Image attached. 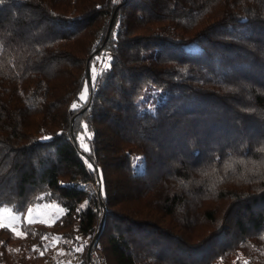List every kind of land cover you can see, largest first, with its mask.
<instances>
[{"label": "trees", "instance_id": "obj_1", "mask_svg": "<svg viewBox=\"0 0 264 264\" xmlns=\"http://www.w3.org/2000/svg\"><path fill=\"white\" fill-rule=\"evenodd\" d=\"M262 161L264 0L0 4V264H264Z\"/></svg>", "mask_w": 264, "mask_h": 264}, {"label": "rangeland", "instance_id": "obj_2", "mask_svg": "<svg viewBox=\"0 0 264 264\" xmlns=\"http://www.w3.org/2000/svg\"><path fill=\"white\" fill-rule=\"evenodd\" d=\"M161 90L155 88L154 91L150 92V95L147 97L152 100L154 103L161 97ZM151 109L153 107H150ZM31 209V212L29 210ZM10 210V211H5ZM62 207L56 202L44 201L40 203H36L30 207H28L22 213H16L12 211L10 208L1 206L0 207V223H4L8 225L11 229H15V231L19 230L21 223H31L34 221H41L46 224L52 223L56 220L62 213ZM81 245L77 247L80 249ZM80 251H76L75 255L71 253L66 254L59 261L62 264H76L78 259L80 258Z\"/></svg>", "mask_w": 264, "mask_h": 264}, {"label": "snow or ice", "instance_id": "obj_3", "mask_svg": "<svg viewBox=\"0 0 264 264\" xmlns=\"http://www.w3.org/2000/svg\"><path fill=\"white\" fill-rule=\"evenodd\" d=\"M4 2H5V0H0V4H3ZM98 7H99V6H98ZM113 38L115 39V33H114ZM108 59H109V61H110V57H109ZM95 87H97V84H96V77H95V75H94V76H93V88H95ZM80 99H81V100H84V99H85V95H84V93H81V94H80ZM71 107H72V109H75V108L77 107V105L74 103ZM44 139H48V138L45 137ZM78 139L83 140V136L78 137ZM89 139H90V137H89ZM82 147H83L85 150H87V145H82ZM137 159L140 160V159H142V158H137ZM241 163H244V162L241 161ZM88 167L91 169V168H92V165L89 164ZM229 167H230V165H229ZM257 167H264V161H262L261 164L258 165ZM2 170H3V169H0V171H2ZM100 183H101V186H102V180L100 181ZM86 206H87V203H85V205H83L82 208H83V207H86ZM80 210H81V209H78L77 211H80ZM5 211H10V210H5ZM29 212H31V209L29 210ZM0 227H8V225H6V224H4V223H0ZM12 230L15 231L14 228H13ZM82 248H83V246H81L80 249H77V251L82 250ZM42 254H43V253H41V255H42Z\"/></svg>", "mask_w": 264, "mask_h": 264}, {"label": "built area", "instance_id": "obj_4", "mask_svg": "<svg viewBox=\"0 0 264 264\" xmlns=\"http://www.w3.org/2000/svg\"><path fill=\"white\" fill-rule=\"evenodd\" d=\"M89 264H97V259L94 257L93 254H90L88 257Z\"/></svg>", "mask_w": 264, "mask_h": 264}, {"label": "crops", "instance_id": "obj_5", "mask_svg": "<svg viewBox=\"0 0 264 264\" xmlns=\"http://www.w3.org/2000/svg\"><path fill=\"white\" fill-rule=\"evenodd\" d=\"M78 247V246H77ZM77 247H76V251H77ZM60 264H62V263H60Z\"/></svg>", "mask_w": 264, "mask_h": 264}]
</instances>
